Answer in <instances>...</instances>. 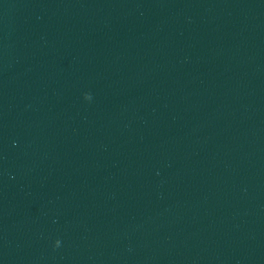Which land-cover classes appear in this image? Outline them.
<instances>
[{"label": "water", "instance_id": "1", "mask_svg": "<svg viewBox=\"0 0 264 264\" xmlns=\"http://www.w3.org/2000/svg\"><path fill=\"white\" fill-rule=\"evenodd\" d=\"M0 264H264V0H0Z\"/></svg>", "mask_w": 264, "mask_h": 264}, {"label": "clouds", "instance_id": "2", "mask_svg": "<svg viewBox=\"0 0 264 264\" xmlns=\"http://www.w3.org/2000/svg\"><path fill=\"white\" fill-rule=\"evenodd\" d=\"M84 99H85V100H90V99H91V95L86 93V94L84 95ZM59 244H60V241H59V240H56V241H55V244H54V247H58Z\"/></svg>", "mask_w": 264, "mask_h": 264}]
</instances>
